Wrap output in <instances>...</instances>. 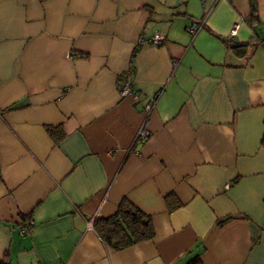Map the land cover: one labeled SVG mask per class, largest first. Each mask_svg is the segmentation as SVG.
I'll use <instances>...</instances> for the list:
<instances>
[{
  "label": "crops",
  "instance_id": "0c3cea01",
  "mask_svg": "<svg viewBox=\"0 0 264 264\" xmlns=\"http://www.w3.org/2000/svg\"><path fill=\"white\" fill-rule=\"evenodd\" d=\"M254 2L251 22L250 0H0V261L264 264ZM155 32L162 46L138 43ZM130 67L135 105L118 93ZM122 200L154 233L114 249L92 223Z\"/></svg>",
  "mask_w": 264,
  "mask_h": 264
},
{
  "label": "trees",
  "instance_id": "16d2710c",
  "mask_svg": "<svg viewBox=\"0 0 264 264\" xmlns=\"http://www.w3.org/2000/svg\"><path fill=\"white\" fill-rule=\"evenodd\" d=\"M250 10V21L254 22L257 19L254 0H250ZM261 43L264 44V40H261ZM261 144L264 145V135H262ZM92 226L100 239L114 249H122L148 240L154 233L149 218L126 200L120 202L112 216L106 219H95ZM0 264L11 263L3 260Z\"/></svg>",
  "mask_w": 264,
  "mask_h": 264
},
{
  "label": "built area",
  "instance_id": "2783aa9c",
  "mask_svg": "<svg viewBox=\"0 0 264 264\" xmlns=\"http://www.w3.org/2000/svg\"><path fill=\"white\" fill-rule=\"evenodd\" d=\"M200 27H201V22H193L187 27V31L191 35H194L198 32ZM238 27H239L238 23H233L231 25L226 35L227 39L231 40L236 35ZM164 40L165 38L161 33L155 32L149 38L141 37L138 43L139 44L148 43L153 46H162L164 43ZM131 70H132V67L128 68L124 73L120 75L118 93L120 97L122 98L124 97L130 98V100L132 101V104L135 105L140 102L142 96H141V93L132 86L131 78H130ZM155 104H156V98H151L142 105V110L145 116V120L148 118L150 113L153 111ZM148 137H149V131L144 126H141V128H139L135 134L132 146L143 144ZM23 225H24L22 229L23 232L28 231L29 223L24 222ZM88 226H91V223H88Z\"/></svg>",
  "mask_w": 264,
  "mask_h": 264
},
{
  "label": "water",
  "instance_id": "95a60500",
  "mask_svg": "<svg viewBox=\"0 0 264 264\" xmlns=\"http://www.w3.org/2000/svg\"><path fill=\"white\" fill-rule=\"evenodd\" d=\"M240 46H245V44H240V43H231L230 44L231 48H237V47H240Z\"/></svg>",
  "mask_w": 264,
  "mask_h": 264
}]
</instances>
